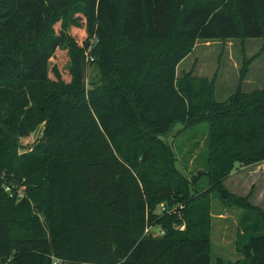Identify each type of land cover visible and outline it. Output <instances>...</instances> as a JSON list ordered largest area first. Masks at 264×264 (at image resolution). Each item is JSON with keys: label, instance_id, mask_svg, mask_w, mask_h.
I'll use <instances>...</instances> for the list:
<instances>
[{"label": "trees", "instance_id": "obj_1", "mask_svg": "<svg viewBox=\"0 0 264 264\" xmlns=\"http://www.w3.org/2000/svg\"><path fill=\"white\" fill-rule=\"evenodd\" d=\"M79 1L81 46L62 26L43 37L67 0H0V264H211L212 192L246 208L237 264H264V210L223 185L238 164L264 161V89L220 102L177 76L187 41L264 42V0ZM69 43L66 81L50 63ZM93 61L103 78L87 91ZM43 116L48 144L24 148ZM197 116L212 127L209 172L199 177L209 188L199 196L195 182L178 184L163 141ZM78 140L106 154L80 155ZM162 201L167 210L156 213Z\"/></svg>", "mask_w": 264, "mask_h": 264}, {"label": "rangeland", "instance_id": "obj_2", "mask_svg": "<svg viewBox=\"0 0 264 264\" xmlns=\"http://www.w3.org/2000/svg\"><path fill=\"white\" fill-rule=\"evenodd\" d=\"M66 14L51 26L43 35L45 40H51L58 35L60 28L73 40L74 44L81 46L86 38L84 22L80 16H86L87 3L79 0H67ZM190 53L181 61L177 68L178 77L195 78L193 83L197 91L206 97L211 95L216 101H226L237 92L247 98L255 90L264 89V42L259 39H214L187 41ZM5 43L4 48H7ZM73 44L63 45L53 53L51 70L66 81L71 79V69L74 68L72 59ZM102 74L96 61L90 63L87 70V91L96 89L101 85ZM205 88L206 92L203 90ZM46 126L45 116L38 123L37 129L28 138L22 140V146L32 149L47 145L44 136ZM211 122L208 118L197 116L185 124H178L167 136L163 138L167 150L171 153L174 162V171L177 172L178 184L183 182L196 183L200 193L209 188V180L200 177L199 172L208 173L209 139ZM78 154L87 157L106 154L104 150L92 144H85L78 140L75 142ZM165 152V150L163 151ZM223 185L236 198H246L249 202L264 210V161L237 167L223 180ZM193 187L190 197H196ZM9 190V188H8ZM24 195V193H19ZM211 225L210 243L208 246L211 255V264H217L221 258L225 264H237L243 255L237 249L239 237V223L246 208L234 199L219 198L211 193ZM173 200V199H171ZM175 209L178 204L170 203ZM166 201L157 203L156 213H160ZM184 229V225H178ZM160 231H155L158 234ZM59 259V258H56Z\"/></svg>", "mask_w": 264, "mask_h": 264}, {"label": "built area", "instance_id": "obj_3", "mask_svg": "<svg viewBox=\"0 0 264 264\" xmlns=\"http://www.w3.org/2000/svg\"><path fill=\"white\" fill-rule=\"evenodd\" d=\"M166 210H167V207L164 206L162 211L165 212ZM153 230H155V231L159 230L160 232L158 234H156L155 231H153ZM146 233H152L155 236H159V235H162L164 233V231L162 229H160V228H155L154 229L153 227H151V228L148 227L146 229ZM54 264H62V260L54 258Z\"/></svg>", "mask_w": 264, "mask_h": 264}, {"label": "crops", "instance_id": "obj_4", "mask_svg": "<svg viewBox=\"0 0 264 264\" xmlns=\"http://www.w3.org/2000/svg\"><path fill=\"white\" fill-rule=\"evenodd\" d=\"M75 264H86V263H75Z\"/></svg>", "mask_w": 264, "mask_h": 264}, {"label": "water", "instance_id": "obj_5", "mask_svg": "<svg viewBox=\"0 0 264 264\" xmlns=\"http://www.w3.org/2000/svg\"><path fill=\"white\" fill-rule=\"evenodd\" d=\"M199 174H202V171H201V172H199Z\"/></svg>", "mask_w": 264, "mask_h": 264}]
</instances>
